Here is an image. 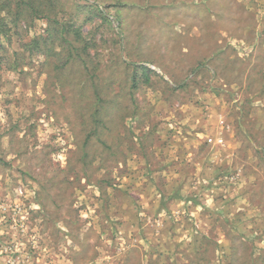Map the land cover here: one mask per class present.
I'll return each instance as SVG.
<instances>
[{"label": "rangeland", "instance_id": "374dc122", "mask_svg": "<svg viewBox=\"0 0 264 264\" xmlns=\"http://www.w3.org/2000/svg\"><path fill=\"white\" fill-rule=\"evenodd\" d=\"M256 61L264 67V0H0V264H142L136 250L124 262L131 246L171 254L170 239L199 232L212 241L207 251L188 242L179 260L145 261L264 264V243L248 259L249 247L218 241L213 223L233 237L220 216L207 225V211L232 208L211 191L212 167H200L193 202L154 207L174 187L156 174L169 133L198 128L208 109L227 125L222 117L235 114L224 111L221 84L248 81ZM250 171L251 181L264 173ZM238 178L225 176L228 196ZM260 182L248 203L256 215L232 217L228 232L261 221ZM128 208L134 231L121 217Z\"/></svg>", "mask_w": 264, "mask_h": 264}, {"label": "crops", "instance_id": "0c3cea01", "mask_svg": "<svg viewBox=\"0 0 264 264\" xmlns=\"http://www.w3.org/2000/svg\"><path fill=\"white\" fill-rule=\"evenodd\" d=\"M255 69V75L253 77H250L248 81L246 80V78L240 77V79L236 82L228 81L221 84L222 91L224 92L222 98L225 99L222 103H225V105H227L224 111L226 112V114L228 113V115H230L232 118V113L235 114V118H233V120L230 119V123L226 120V117L223 116L222 120L226 121L227 125H224L223 127L221 125H218L212 118L211 109H208L209 115L206 119L207 122H197V125H199L198 128L194 129L190 127L188 130L185 128V126L176 127L173 132L169 133V135L172 136L171 140L173 144L171 145L172 147L169 145H165L163 154L159 157L162 160V164L164 165L162 169L156 174H161L162 180L164 177H166L165 181L171 179L170 183L171 185H174V187L172 188V190H170V188H166L167 193L160 192L156 201V205H154V207L156 208L157 206H161L160 211H166L167 207L165 206H169L171 210L175 211L176 204H187L188 202H190L189 199H193L191 197H194V191L199 196V182L204 181V176H202L200 172V167H212V177L210 176L205 178L214 180V183H218H216L215 189H212L211 191H216L218 196L225 194L224 197L227 198V201L230 202L229 204H232V208L223 207L222 205V207L220 208L214 207L213 210L207 211V213L209 214L206 215L208 219L207 225H209L210 227V223H213V221H215V217L220 216L221 219L225 222V226H227V234L230 237L231 235L233 237H231L232 239H227L225 237L226 234H223L225 233V229L223 231L222 228H214L213 223L211 229L217 232V234L219 235L218 241L222 246H226L229 248H231L232 245L235 244V241H237V243L240 245L249 247V253L247 254V257L249 255L248 259L256 258V256L258 255L256 253H253L255 249L251 251L250 246L256 245V243H264V210L259 211L262 216L260 222L258 219L254 220L253 217L248 221L247 226L244 227L242 225L243 228H237L236 226H233V229H229L230 232H228V226L229 224H232L230 222L232 217L236 218V216H238L243 218L244 216L248 217L249 215H256V211L252 208H249L248 203H251L252 196H255V194L257 195L258 193V195L261 194V192H257V189L261 183L260 181L264 179L262 178V175L264 174L263 172L260 175L261 179L259 177L254 181H251L250 176H248V173H250V170H253V168L257 173H260L261 170H264V72L262 73V70L264 69L263 62L256 61ZM230 84H233V87L230 86ZM253 85L255 86L251 87ZM228 89L230 90V92H227ZM215 92H218V89H216ZM213 109L217 110L216 108ZM221 111L223 112V110ZM212 120L215 122H213ZM207 123L210 124L209 128L207 127ZM203 124L206 127L205 129L202 128ZM170 130L171 128H166V131ZM209 131L211 132V135H205L209 133ZM204 132L206 133L204 134ZM160 134L161 132H157L158 136H160ZM205 138H207V142L208 140H211V148L210 146L207 147V145H205ZM219 140L222 142V145L218 143ZM85 143L86 140H84L83 144ZM188 143H190L189 146ZM156 149L157 147L151 149L153 156H158L157 153H154ZM211 152H217V155H214L212 159H210ZM236 155L237 157L239 156V160L242 161V163L240 164L241 166H237L238 163H236L235 160L232 161V158ZM173 165L178 166V168L173 167ZM168 167L169 169L165 170ZM173 168H175V171L172 174L169 173V170ZM215 171L217 172L216 174H214ZM236 171L240 173L241 179L238 178L240 183L238 184V189L234 191V195L228 196L227 193L230 192L226 190L227 184L224 179L227 174H232ZM194 188H196V190ZM145 197L148 200V204L153 203L154 194L147 192L145 194ZM229 197L231 199H229ZM234 204L236 205V209L233 208ZM240 204L244 205L241 206ZM261 206L262 205H260V207ZM145 208H147V206H145L144 209ZM148 208L151 209L150 206ZM253 208L255 207L253 206ZM186 210L189 211L188 208H186ZM124 212L125 214L122 213L121 217L123 220H125V227L129 228L131 231H134L133 227L137 224L136 220L133 218V210L131 208H128V210ZM191 219L192 218H190V220ZM220 231L222 232V234L220 233ZM234 231H237V233H234ZM169 238L172 237L169 236ZM170 240V242H172V245L174 246V251H172L171 254L163 253L162 255L157 256L158 254L155 250H152V252L148 251L149 246L145 247L147 249L146 252L144 248H142L144 247V244H141L142 247L135 245L131 246V248L127 250L126 256L125 254L123 255V257H125L123 258L124 262L127 263L130 260L133 250H136L140 254V260L142 264H149L147 260L145 261L147 257L154 259L156 257L166 259H171L174 257L173 260L181 259V256H178L177 251V249H179L178 247H180V244L186 245L188 242H190V247L194 245L197 247L196 250H199V246H204L201 250H204L206 247L207 251V245L212 243L209 237H207V234L203 232H199L198 235L191 236L188 240L183 239L184 241L181 239ZM177 241H180V243H178ZM189 244H187V246ZM229 253L230 258L231 251ZM237 259L240 258L238 257Z\"/></svg>", "mask_w": 264, "mask_h": 264}, {"label": "trees", "instance_id": "16d2710c", "mask_svg": "<svg viewBox=\"0 0 264 264\" xmlns=\"http://www.w3.org/2000/svg\"><path fill=\"white\" fill-rule=\"evenodd\" d=\"M101 141V143L103 144V146L104 147H107L108 146V144H107V142H105L103 139L102 140H100ZM212 243H210L209 245H207V246H210ZM214 244V243H213ZM205 251H206V248H205Z\"/></svg>", "mask_w": 264, "mask_h": 264}, {"label": "built area", "instance_id": "2783aa9c", "mask_svg": "<svg viewBox=\"0 0 264 264\" xmlns=\"http://www.w3.org/2000/svg\"><path fill=\"white\" fill-rule=\"evenodd\" d=\"M208 142H211V140H208ZM218 143H220V144H221V141L219 140V141H218Z\"/></svg>", "mask_w": 264, "mask_h": 264}]
</instances>
